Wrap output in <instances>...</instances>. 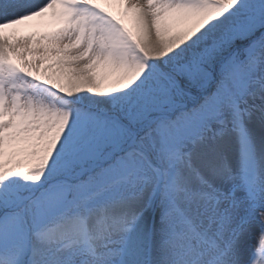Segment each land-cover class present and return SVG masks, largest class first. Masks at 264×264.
Segmentation results:
<instances>
[{
  "label": "snow or ice",
  "instance_id": "snow-or-ice-1",
  "mask_svg": "<svg viewBox=\"0 0 264 264\" xmlns=\"http://www.w3.org/2000/svg\"><path fill=\"white\" fill-rule=\"evenodd\" d=\"M0 264H264V0H0Z\"/></svg>",
  "mask_w": 264,
  "mask_h": 264
}]
</instances>
